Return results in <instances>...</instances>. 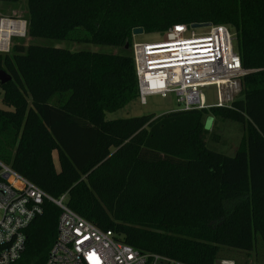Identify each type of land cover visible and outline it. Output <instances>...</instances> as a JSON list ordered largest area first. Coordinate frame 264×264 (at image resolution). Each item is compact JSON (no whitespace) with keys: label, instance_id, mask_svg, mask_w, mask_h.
I'll use <instances>...</instances> for the list:
<instances>
[{"label":"trees","instance_id":"1","mask_svg":"<svg viewBox=\"0 0 264 264\" xmlns=\"http://www.w3.org/2000/svg\"><path fill=\"white\" fill-rule=\"evenodd\" d=\"M17 3L20 0H0ZM31 39L0 54V159L99 228L146 252L212 264L264 241V0H27ZM230 27L248 73L230 107L107 119L138 99L132 32ZM111 46L110 53L59 47ZM129 44V49L126 45ZM206 115L244 130L233 155L208 145ZM57 156L59 170L55 164ZM59 208L27 228L14 264H44Z\"/></svg>","mask_w":264,"mask_h":264},{"label":"built area","instance_id":"2","mask_svg":"<svg viewBox=\"0 0 264 264\" xmlns=\"http://www.w3.org/2000/svg\"><path fill=\"white\" fill-rule=\"evenodd\" d=\"M195 24H198L197 26ZM28 21L0 17V54H8L15 37H27ZM164 40L139 41L132 34L138 100L174 94L177 110L230 107L241 95L248 73L235 48L229 26L177 23L164 32ZM206 88H214L216 102L209 103ZM50 202L59 208L57 234L44 264H188L169 256L146 252L104 230L68 205V194L53 197L0 159V264H14L26 249L27 228ZM212 264H238L219 258Z\"/></svg>","mask_w":264,"mask_h":264},{"label":"rangeland","instance_id":"3","mask_svg":"<svg viewBox=\"0 0 264 264\" xmlns=\"http://www.w3.org/2000/svg\"><path fill=\"white\" fill-rule=\"evenodd\" d=\"M27 12V0H20L17 3H11L6 1H0V17L1 16H17L21 18L26 17ZM167 38L159 32H143L134 36L135 40L139 41H161ZM13 47L18 45L27 46L31 43L38 44H52L51 40L47 39H31L28 37L20 38L15 37L13 39ZM59 47H68L71 50H91V51H100L110 53L114 50V47L104 46V45H95L88 43H76L71 41H66L58 44ZM13 49V48H12ZM12 50L10 51V53ZM9 53V54H10ZM207 100L209 103L216 102V96L214 88H206L205 90ZM3 90L0 87V108L9 109L3 103ZM179 104L176 102V97L174 94H170L166 98H163L159 95H150L147 97V104L141 105L139 100L130 102L125 107L120 108L114 112L107 113V119H116V118H128L141 116L146 114H156L161 115L170 111L177 110ZM205 128L209 131L207 136L208 145L219 152H223L228 155H233L238 148L240 141L242 139L244 130L243 127L232 120L229 119H218L216 120L212 115H206L205 117ZM55 164L57 170H59V164L57 156L55 154ZM221 258H231L234 259L238 264H264V241L258 240L256 248L254 251L247 253L240 250L234 249H224L221 253Z\"/></svg>","mask_w":264,"mask_h":264},{"label":"water","instance_id":"4","mask_svg":"<svg viewBox=\"0 0 264 264\" xmlns=\"http://www.w3.org/2000/svg\"><path fill=\"white\" fill-rule=\"evenodd\" d=\"M196 26L198 24H195ZM144 32L143 28H136L133 30L132 34L133 35H138ZM126 49H129V44L126 45ZM10 80H12V76L7 73L5 70H0V83L1 84H5L7 82H9Z\"/></svg>","mask_w":264,"mask_h":264}]
</instances>
